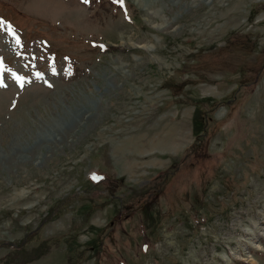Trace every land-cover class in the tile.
I'll return each mask as SVG.
<instances>
[{
  "label": "rangeland",
  "instance_id": "obj_1",
  "mask_svg": "<svg viewBox=\"0 0 264 264\" xmlns=\"http://www.w3.org/2000/svg\"><path fill=\"white\" fill-rule=\"evenodd\" d=\"M0 19V264H264V0Z\"/></svg>",
  "mask_w": 264,
  "mask_h": 264
},
{
  "label": "snow or ice",
  "instance_id": "obj_2",
  "mask_svg": "<svg viewBox=\"0 0 264 264\" xmlns=\"http://www.w3.org/2000/svg\"><path fill=\"white\" fill-rule=\"evenodd\" d=\"M84 2L85 3H87V2H89V0H84ZM117 2H119V3H121L122 4V2H123V0H113V3H117ZM3 20L2 19H0V31H3ZM9 34L10 35H14V33H12V32H9ZM17 44H19V40L17 39ZM16 79L17 80H20V79H22V78H20V77H16ZM5 85L3 84V82L2 81H0V87H4ZM93 179H96V180H101L102 178L101 177H93Z\"/></svg>",
  "mask_w": 264,
  "mask_h": 264
},
{
  "label": "bare ground",
  "instance_id": "obj_3",
  "mask_svg": "<svg viewBox=\"0 0 264 264\" xmlns=\"http://www.w3.org/2000/svg\"><path fill=\"white\" fill-rule=\"evenodd\" d=\"M141 5H142V3H141ZM73 100V99H72ZM100 100V99H99ZM72 102V101H71ZM64 107V106H63ZM101 108V107H100ZM83 117H85V116H83ZM48 118V117H47ZM85 120V119H84ZM95 121V120H94ZM88 123V122H87ZM69 140V139H68Z\"/></svg>",
  "mask_w": 264,
  "mask_h": 264
}]
</instances>
